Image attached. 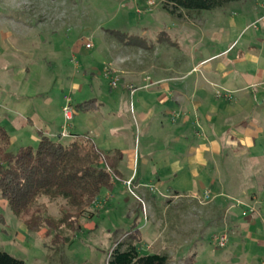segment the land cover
<instances>
[{"label":"rangeland","instance_id":"1","mask_svg":"<svg viewBox=\"0 0 264 264\" xmlns=\"http://www.w3.org/2000/svg\"><path fill=\"white\" fill-rule=\"evenodd\" d=\"M137 1L0 0V124L16 138L9 149L12 153L20 145L36 149L40 129H48L53 141L70 143L68 133L74 121L79 124L78 133L93 140L97 136L104 149L118 143L141 158L166 153V143L154 141L157 137L150 139L159 142L157 148H149L148 135L163 129L157 128L156 121H134L131 92L149 84L147 77L167 76L163 68L172 75L207 55L213 49L207 45L208 35L215 24H225L227 14L218 21L221 9L188 12L180 20L163 9L162 0H151L152 6L147 0ZM203 36V43H197ZM87 43L92 47L87 49ZM135 74H139L137 81H133ZM67 97L74 120L61 137ZM87 101L96 108L75 111ZM21 118H31L32 123H21ZM220 160L213 172L214 184L209 186L208 178L199 182L201 198L193 202L160 198L152 205L146 199L156 193L158 183L162 190L177 189L184 179L158 182L145 177L146 168L139 160L138 175L126 170L123 180L113 176L112 189H102L90 207L94 217L80 219L79 233L65 232L69 242L63 245L53 244V232L46 234V228L27 231L0 197V252L25 264H107L115 243L133 238L140 255L165 250L170 264H264V210L257 207L263 216L256 220L254 207L238 201H248L242 188L256 187L257 178L244 161ZM124 180L132 181L131 191L125 190ZM210 197V204L217 208H201ZM41 202L43 217H59L58 202ZM119 202L123 205L118 206ZM221 234L227 237L224 247L216 241Z\"/></svg>","mask_w":264,"mask_h":264},{"label":"crops","instance_id":"2","mask_svg":"<svg viewBox=\"0 0 264 264\" xmlns=\"http://www.w3.org/2000/svg\"><path fill=\"white\" fill-rule=\"evenodd\" d=\"M235 4L236 9H232L231 6ZM224 12L227 14L225 24H215L208 35L207 45L213 49L207 55L193 62L188 70L179 68L172 75L167 68H163L167 76L161 75L154 80L147 77L149 84L134 88L131 92L130 109L135 114L134 121L142 124L156 121L159 124L157 128L162 127L163 132L148 135V146L154 151L157 144L164 141V155L154 152L157 153L154 159L145 156L141 158L138 152L118 143L104 149L97 136L93 140L77 132V121L70 124L68 135L72 140L90 138L101 153H120L116 173L113 174L115 178L123 180V172L126 170L138 175L140 160L143 168H146L143 170L145 177L157 181L184 179L182 186L177 189L169 186L162 190L163 186L158 183L156 193L146 199L151 205L160 198H189L191 202L201 198L199 182H205L204 179L208 178L211 179L209 186H212L213 172L219 159H232L244 161L251 175L257 178L256 187L251 184L253 187L242 188L243 196L248 197V201H238L246 207H254L252 209L255 212L264 210V0L233 3L217 11L218 21H221ZM203 40L204 36L199 37L197 43L202 44ZM138 77L139 74H135L133 81H137ZM155 86L157 89H153ZM257 104L260 106L255 110ZM19 121L32 123L31 118H21ZM164 129L167 131L164 132ZM40 135L51 139L48 129L38 131V141ZM154 137H157L154 141L159 142L152 143L150 139ZM14 143L16 138L9 134V149ZM135 185L143 187L140 182ZM217 190L218 194L224 193L222 189ZM205 197L209 198L208 195ZM212 199L201 204V208H217V204H210ZM121 202L117 205L122 206ZM166 206L164 204L163 208ZM255 214L256 220L263 216L262 213Z\"/></svg>","mask_w":264,"mask_h":264},{"label":"trees","instance_id":"3","mask_svg":"<svg viewBox=\"0 0 264 264\" xmlns=\"http://www.w3.org/2000/svg\"><path fill=\"white\" fill-rule=\"evenodd\" d=\"M241 1L162 0L161 3L166 12L181 20L188 12L224 9ZM95 108L93 101H87L78 104L75 111ZM119 159L118 151L110 155L101 153L90 138L63 144L42 135L36 149L21 146L12 153L9 150V134L0 125V197L27 231L36 233L46 228V234L53 232L52 243L63 245L69 242L65 232L79 233L80 219L94 217L90 207L95 204L102 189H112ZM42 199L59 203L57 219L40 214V209H45ZM170 261L171 257L165 250L140 255L135 240L127 238L115 243L107 264H170ZM0 264L25 263L0 252Z\"/></svg>","mask_w":264,"mask_h":264},{"label":"built area","instance_id":"4","mask_svg":"<svg viewBox=\"0 0 264 264\" xmlns=\"http://www.w3.org/2000/svg\"><path fill=\"white\" fill-rule=\"evenodd\" d=\"M146 4H148V5L151 4L149 6H152L154 4V2L151 1V0H147ZM85 47L87 49H89V48L92 47V45H91V43H87L85 45ZM112 85H114V83H112ZM69 102H70V99L66 98V103L67 104L62 108V113H63V118H64V125L62 126V132L63 133L61 134V137H65L67 135L66 132H65V129L68 127V122L71 121L72 116H73L72 111H71V107L69 105ZM123 185H124L126 191H131L132 181H124ZM216 241H217L218 247H224L225 244H226V241H227V237H226L225 234H221V235H219V237H216Z\"/></svg>","mask_w":264,"mask_h":264}]
</instances>
